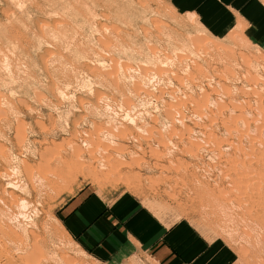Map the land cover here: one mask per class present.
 Masks as SVG:
<instances>
[{"label": "rangeland", "instance_id": "374dc122", "mask_svg": "<svg viewBox=\"0 0 264 264\" xmlns=\"http://www.w3.org/2000/svg\"><path fill=\"white\" fill-rule=\"evenodd\" d=\"M262 139L264 47L238 26L212 36L168 0H0V264H156L65 232L83 189L264 264Z\"/></svg>", "mask_w": 264, "mask_h": 264}, {"label": "crops", "instance_id": "0c3cea01", "mask_svg": "<svg viewBox=\"0 0 264 264\" xmlns=\"http://www.w3.org/2000/svg\"><path fill=\"white\" fill-rule=\"evenodd\" d=\"M180 13L193 14L207 33L222 36L238 26L244 37L264 47V0H168ZM80 190L60 207L65 232L97 261H106L131 242L156 264H236L233 250L203 245L182 222L169 226L128 196Z\"/></svg>", "mask_w": 264, "mask_h": 264}, {"label": "bare ground", "instance_id": "6f19581e", "mask_svg": "<svg viewBox=\"0 0 264 264\" xmlns=\"http://www.w3.org/2000/svg\"><path fill=\"white\" fill-rule=\"evenodd\" d=\"M190 53H191V51H190ZM109 56V55H108ZM174 59V58H173ZM172 59V60H173ZM167 60H168V58H167ZM168 61H170L171 62V60H168ZM166 62V61H165ZM189 65V64H188ZM193 65V64H192ZM120 68V67H119ZM110 69V68H109ZM122 69V68H121ZM124 70V69H123ZM162 71V70H161ZM159 72H160V70H159ZM172 74V73H171ZM174 74V73H173ZM185 74V73H184ZM176 76V75H175ZM112 77V76H111ZM149 77V78H148ZM148 77H146V79H147V81H149V82H153V81H155V78H156V76L152 73V75H148ZM176 78V77H175ZM183 83H184V81H182ZM135 83V82H134ZM145 83V82H144ZM144 87V86H143ZM225 87V86H224ZM222 88V87H221ZM177 91V90H176ZM214 91V90H213ZM172 93V92H171ZM178 93H180V92H178ZM215 93V92H214ZM170 94V93H169ZM73 95V94H72ZM176 95V94H175ZM169 96V95H168ZM170 96H171V94H170ZM173 96V95H172ZM203 96V95H202ZM124 98V97H123ZM174 101H175V99H174ZM251 102V101H250ZM164 103V102H163ZM222 103V102H221ZM212 104V103H211ZM233 105V104H232ZM208 106V105H207ZM248 106V105H247ZM236 108V107H235ZM199 110H201V109H199ZM126 111V110H125ZM128 111V110H127ZM195 111V110H194ZM167 112V111H166ZM256 112V111H255ZM125 113V112H124ZM169 113V112H168ZM259 113H260V111H259ZM262 114V113H261ZM125 115V114H124ZM169 115V114H168ZM128 116V113H126V115L123 117V118H125V119H131V121H130V123H132V124H135V121H132V120H134V118H128L127 117ZM232 116V115H231ZM241 116V115H240ZM134 117V116H133ZM230 117V116H229ZM247 117V116H246ZM136 118V117H135ZM139 118V117H138ZM231 118V117H230ZM124 119V120H125ZM141 119V118H140ZM172 126V125H171ZM96 127V126H95ZM121 128V127H120ZM119 128V129H120ZM125 128H126V126H125ZM122 129V128H121ZM138 129V128H137ZM240 129H242V128H240ZM125 130V129H124ZM156 130V129H155ZM93 131V130H92ZM123 131V130H122ZM135 132V131H134ZM121 133V132H120ZM144 135H146V133L144 134ZM134 137V136H133ZM159 137V136H158ZM62 139V138H61ZM262 140H264V139H262ZM95 141V140H94ZM90 142V141H89ZM92 143V142H91ZM100 144H102V142L100 143ZM76 145V144H75ZM122 145V144H121ZM104 146V145H103ZM236 147V146H235ZM250 147V146H249ZM80 148V147H79ZM91 148V147H90ZM114 148V147H113ZM122 148V147H121ZM74 149V148H73ZM89 149V148H88ZM90 150V149H89ZM91 157V156H90ZM102 158H104V157H102ZM135 158V157H134ZM133 158H131V160H132ZM262 159V158H261ZM77 162V161H76ZM24 164V163H23ZM101 171V170H100ZM222 171V170H221ZM254 182V181H253ZM260 183V182H259ZM17 187V186H16ZM259 188V187H258ZM263 190V189H262ZM259 191V190H258ZM263 193V192H262ZM11 198H14V197H11ZM259 199V198H258ZM23 201V200H22ZM20 202V203H22V205H23V203L24 202ZM21 205V204H20ZM22 208H24V207H22Z\"/></svg>", "mask_w": 264, "mask_h": 264}]
</instances>
